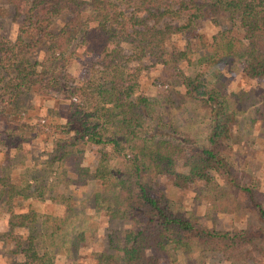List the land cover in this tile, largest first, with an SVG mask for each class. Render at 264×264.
Returning a JSON list of instances; mask_svg holds the SVG:
<instances>
[{
  "label": "trees",
  "instance_id": "16d2710c",
  "mask_svg": "<svg viewBox=\"0 0 264 264\" xmlns=\"http://www.w3.org/2000/svg\"><path fill=\"white\" fill-rule=\"evenodd\" d=\"M0 5L16 26L14 38L0 35V117L7 123L0 131L1 240L10 242L0 264H73L87 234L97 230L82 216L97 206L112 224L96 264H178V258L209 264L214 255L223 264L264 260V192L232 132L248 111L264 125V0ZM76 46L97 59L98 75L71 86L68 50ZM38 51L42 59H31ZM234 61L254 89H229L222 67ZM151 66L175 74L181 99L202 113L199 129L171 118V89L159 100L148 96L147 82L159 78L142 74ZM30 89L61 94L64 121L44 130L49 148L41 149L42 159L36 146L16 140L29 126L18 98ZM161 177L200 185L197 197L208 212L234 222L215 227L186 212L158 186ZM91 181L101 188L78 210L67 190ZM47 201L64 205V214L41 212L38 205ZM194 251L199 256L192 262Z\"/></svg>",
  "mask_w": 264,
  "mask_h": 264
},
{
  "label": "rangeland",
  "instance_id": "374dc122",
  "mask_svg": "<svg viewBox=\"0 0 264 264\" xmlns=\"http://www.w3.org/2000/svg\"><path fill=\"white\" fill-rule=\"evenodd\" d=\"M15 23L12 20L11 12L4 6L0 5V35L5 37H15ZM70 63L68 65V73L70 75L69 85H83L86 80L94 78L98 75V66L95 64L96 58L88 55L84 52L81 46H76L75 49H69ZM43 53L38 51L34 55H31V59L40 61ZM145 63H149L145 61ZM123 65V64H122ZM150 65V64H149ZM240 62H231L223 66V72L229 80V89L234 91L238 90H250L256 87V82L250 79H245L241 72ZM123 67V66H122ZM144 75H153L159 78H153L147 83L149 84L147 94L151 99L157 100L163 93H167L171 89L173 108L171 109V118L181 126L186 125L189 130L199 129L202 113L189 101L181 99L179 87L174 86L172 79L175 74L165 68L160 71L151 66L149 69L142 71ZM62 82V80H60ZM171 86V87H170ZM49 92V91H48ZM61 94L56 91H50L48 94H38L34 90L24 91L18 98L17 105L19 106L20 115L24 118L23 121L29 125L25 128L22 137H16V140L22 142L21 145L25 147L36 146V152L38 159H42L43 153L41 149L43 147L49 148L45 142H47L46 135L47 125L51 123L60 124L64 119H60L61 107L58 99ZM159 100V99H158ZM10 119H15L14 116H10ZM6 118L0 117V131L7 125L5 123ZM58 130L60 128H57ZM60 131V130H59ZM233 138L240 140V148L242 154L247 160L248 171L256 175L261 181V189L264 192V125L262 120L253 111L243 113L238 122L232 128ZM236 147V145H235ZM96 152L95 148H92V153ZM36 156V157H37ZM216 183L220 181L213 178ZM158 186L170 194L176 201L180 202L185 211L192 213L206 223L215 227L227 228L233 222L230 216L220 213H209L207 203L205 199H199L197 197L200 189V185L193 187H186L178 182L173 181L168 177H161L158 181ZM100 185L97 182H90L86 186L71 187L67 190L73 198L77 199L75 207L78 210L86 207L88 203H91V198L94 193L99 191ZM83 199V200H82ZM89 200V202H88ZM41 212H50L56 216H62L64 214L65 206L62 204H54L49 201L38 205ZM87 214V215H86ZM86 214L82 216V221L87 225L90 230V224L94 225L97 230L93 233H88L85 247L81 248L79 257L73 264H96L94 258L95 253L103 250L105 243L106 231L109 230V225L112 222L109 221L107 214L103 208H86ZM6 232L3 218L0 216V255L4 254L6 250L10 249V242L2 241V234ZM9 256V253H7ZM191 261L194 262L198 258V251H194L191 254ZM6 259L0 257V262H4ZM209 264H223L220 257L214 255L208 257ZM186 261L183 258H178V264H185ZM57 264H68L64 259L58 260ZM248 264H264V260L258 262H249Z\"/></svg>",
  "mask_w": 264,
  "mask_h": 264
}]
</instances>
